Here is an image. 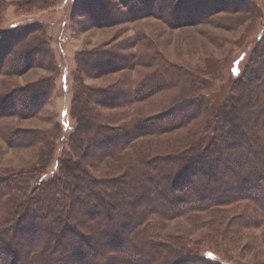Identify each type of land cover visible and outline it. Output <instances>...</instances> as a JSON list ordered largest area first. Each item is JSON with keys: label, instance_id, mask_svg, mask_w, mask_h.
I'll return each mask as SVG.
<instances>
[{"label": "trees", "instance_id": "1", "mask_svg": "<svg viewBox=\"0 0 264 264\" xmlns=\"http://www.w3.org/2000/svg\"><path fill=\"white\" fill-rule=\"evenodd\" d=\"M168 1L170 16L151 1L126 2V19L153 15L179 26L211 10ZM256 54L222 99L210 71L168 63L132 88L83 87L72 100L71 152L47 180L55 132L5 133L12 148H39L29 166H0V264H250L233 248L252 251L258 238L249 232L264 228V44ZM134 58L87 53L79 62L88 76H103L133 69ZM166 88L177 96L160 113L127 121L102 111L128 109ZM50 97L47 79L15 88L0 99V115L35 117ZM177 219L184 224L169 233Z\"/></svg>", "mask_w": 264, "mask_h": 264}, {"label": "rangeland", "instance_id": "2", "mask_svg": "<svg viewBox=\"0 0 264 264\" xmlns=\"http://www.w3.org/2000/svg\"><path fill=\"white\" fill-rule=\"evenodd\" d=\"M29 1L0 0V99L15 88L44 79L51 97L35 117L21 118L9 112L0 115V166L11 170L26 167L38 155V146L12 148L4 139L5 133L18 129L53 131L56 151L42 177L46 180L59 172L60 158L71 152L70 137L77 125L71 115L72 100L83 87L117 84L132 88L156 74L159 65L168 63L207 69L212 74L209 80L216 97L222 99L264 44V0H189L193 9L205 6L211 10L205 9L204 12L209 10L206 16L194 23L188 21L179 26L153 15H143L135 21L126 19V2L137 6L142 0H54L45 9H30L26 7ZM150 1L153 8L160 7L158 14L170 16V1L162 5L159 0H147L143 6ZM187 12L172 16L176 19ZM87 53H114L133 57L131 60L137 56L140 61L133 69L88 76L84 72L86 66L79 62ZM174 96L177 89L166 88L128 109L102 111L130 121L160 113ZM92 170L100 174L98 168ZM183 224V220H173L167 231L172 233ZM263 231L261 227L249 232L258 238H250V242H256L252 251L234 246L236 260L264 264V245L260 243ZM204 254L229 261L209 250Z\"/></svg>", "mask_w": 264, "mask_h": 264}]
</instances>
